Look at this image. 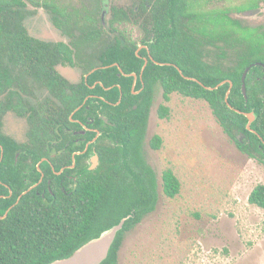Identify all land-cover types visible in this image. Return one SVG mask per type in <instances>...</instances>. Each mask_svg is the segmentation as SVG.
<instances>
[{
	"label": "trees",
	"instance_id": "obj_1",
	"mask_svg": "<svg viewBox=\"0 0 264 264\" xmlns=\"http://www.w3.org/2000/svg\"><path fill=\"white\" fill-rule=\"evenodd\" d=\"M259 2L264 0H137L136 12L111 7L104 27L90 11L68 8L56 0H0V216L9 210L5 218H0V264H49L67 258L130 216L101 263L117 264L125 234L151 214L158 201L157 178L143 155L156 87L161 88L165 103L172 94L205 102L231 139L234 132L248 135L245 145L234 140L240 151L264 157V146L259 147L246 128L247 118L235 111H264L252 83L254 66L245 79L246 100L241 90L245 68L264 62V30L242 26L229 16L231 12L253 10ZM27 5L44 8L69 42H43L30 36L24 25L30 14ZM131 20L139 21L144 37L153 41L149 44L153 61L148 62L142 80L137 82V95L131 92L132 77L118 76L119 69L139 76L144 63L135 53L137 42L127 37L125 30L116 31V25ZM106 33L111 38L98 56L97 65L102 68L89 75L86 82L82 79L71 84L57 72V65L73 66L83 47L103 44ZM156 62L175 64L182 75L173 65ZM23 75L35 77L54 100L48 98L37 108L27 107L19 92L21 86L16 85ZM186 77L214 89L207 90ZM225 80L232 82L228 97L231 108L224 100L229 83L215 88ZM97 82L103 86L98 83L91 88ZM90 95L100 99L89 97L82 105ZM81 105L73 118L83 114L105 116L114 126L103 128V121L96 118L100 130L105 134L114 131L122 137V145L96 146L97 167L84 170L69 195L59 193L42 199L27 193L19 198L26 188L24 179H32L29 170L34 169L22 165L32 154L33 164L37 162L35 157L47 156L44 148L53 137L47 133L69 128V116ZM8 111L26 117L28 142L18 143L1 132V119ZM169 112L167 106H159L161 118H168ZM256 123L251 129L259 131ZM259 132L264 135V124ZM150 145L158 150L162 139L155 135ZM77 159L78 167L81 158ZM161 189L168 199L180 193V180L171 168L162 171ZM248 202L264 210V184L253 188Z\"/></svg>",
	"mask_w": 264,
	"mask_h": 264
},
{
	"label": "rangeland",
	"instance_id": "obj_2",
	"mask_svg": "<svg viewBox=\"0 0 264 264\" xmlns=\"http://www.w3.org/2000/svg\"><path fill=\"white\" fill-rule=\"evenodd\" d=\"M56 1L90 11L102 26L108 24L110 7L132 10L137 2L108 0L104 9L100 0ZM260 7V14L248 10L229 16L242 26L264 30V6ZM28 8L35 10L24 20L30 36L46 42H69L45 10ZM127 29L138 41L139 28L130 25ZM104 37L103 44L82 49L75 66L57 65V72L68 82L79 83L88 66L99 63L98 56L111 38L107 33ZM20 81L30 104L45 103L48 92L41 84L30 76H22ZM161 104L169 108L168 118L159 116ZM27 131L26 120L14 113L3 118L6 136L26 142ZM155 135L162 139L158 150L150 145ZM143 155L158 180V201L155 210L125 234L117 264H264V210L248 202L253 188L264 184L263 160L240 151L205 102L172 94L165 103L157 87ZM167 168L181 183L174 199L165 197L161 189V174Z\"/></svg>",
	"mask_w": 264,
	"mask_h": 264
},
{
	"label": "flooded vegetation",
	"instance_id": "obj_3",
	"mask_svg": "<svg viewBox=\"0 0 264 264\" xmlns=\"http://www.w3.org/2000/svg\"><path fill=\"white\" fill-rule=\"evenodd\" d=\"M107 1L108 0H100V5H103L102 7L104 9L106 7H108ZM258 5L259 6L257 8H255L253 10H249V11L254 12L253 15L260 14V11L262 8V7H260V5L264 6V3L259 2ZM28 6L29 5H27V9L30 10V13L35 11V10H31L30 8H28ZM137 7L138 6H137V2H136V5L133 7L132 11L136 12ZM39 8H34V9H39ZM42 9L44 10V8H42ZM110 9H111V7H110ZM126 11H130V10L126 9ZM29 15H27V17ZM104 15L105 14L102 13L101 17H103ZM27 17H25V19ZM138 22L139 21H137V20H131V22L116 25V28H117L116 31L121 32V31L125 30L126 31L125 34L127 35V37H129L133 41L137 42V50L135 53L137 54V56L139 58H141L143 60L144 63L146 62V65H147L149 61H151V62L153 61L152 56L150 55V50H149V44H152L153 41L151 38L147 39V37H144L143 31L139 28ZM130 25H133V26H136L139 28L140 38L138 39V41L135 40V38H133L134 35L131 33V29H129V30L127 29V27ZM103 26H106L105 23ZM113 35L117 36L119 34H117L116 32H113ZM35 39H37V38H35ZM38 40H40V39H38ZM40 41H43V40H40ZM43 42H46V41H43ZM82 49L84 50L85 47H83ZM141 51H144L143 55L139 54V52H141ZM261 54L264 55V52ZM79 55H80V53H79ZM75 60H76V58H75ZM144 63H143V65H144ZM97 64H92V65L88 66L87 70L85 71L84 75L81 78V81H82V79H84L86 82L89 75L94 73L96 70L102 68V67H98ZM156 64L167 65V66H169V65L176 66L175 64H170V63H158V62H156ZM75 65H76V61H75V64L73 66H75ZM113 65L116 66L115 64H113ZM67 66H70V65H67ZM73 66H71V67H73ZM252 66H254V68H255V71H253L254 74H253V82H252L257 89L255 95L258 99L259 104L264 105V89H263L264 88V62H260V61L255 62L253 65L248 66V67H250V69H249L247 75L252 70L251 69ZM117 67H118V65H117ZM248 67H246V68H248ZM246 68H245V70H246ZM175 69H177V68H175ZM119 71H120V73L118 74L119 77L122 75L126 76L125 74H127V73L122 72L121 69H119ZM244 71H243V73H244ZM243 73H242V76H243ZM129 74H132V73H129ZM247 75H246V77H247ZM23 76H29V75H23ZM85 76H87L86 79H85ZM242 76H241V84H242ZM20 77H22V76H20ZM20 77H19V84H16V85L21 86V91H19V92H20V95L23 99L24 104L27 107L37 108L39 106V104L37 106H34L27 101V99L25 97V93H24L25 90H24L22 82L20 81ZM30 77H32L36 82L41 84L35 77H33V76H30ZM126 77H132V80H133L132 86H131L132 94L133 95L139 94L140 90H136V87H137L138 80L139 81L142 80L141 79L142 75L140 77V74H139V76H137V78L135 80H134L133 76H126ZM98 83L99 82H97L94 85L96 86ZM71 84H73V83H71ZM94 85L91 88H94ZM99 85L103 86L101 83H99ZM262 86H263V88H262ZM43 88L48 92L49 100L53 99L51 94L49 93V91L45 87H43ZM118 88L120 89V86H118ZM96 97H98V96H96V95L88 96L83 101L82 105H84L86 103L88 98L94 99ZM98 98L100 99V97H98ZM55 102H56V100H55ZM116 104H118V102ZM82 105L79 106L69 116V118H68L69 122H70L69 128L63 129V130H56V131L53 130V131H50L47 133L48 135H51L54 137V138L52 137L51 139H49L47 141V147L44 148L47 156L41 157V158L34 156L36 158L37 162L35 164H33V161H32L33 154H32V158L28 159V163L22 165V166H26V167L27 166L28 167L33 166L34 169L29 170V175L32 176V179H29V178L24 179V184L26 185V188L24 191L21 192V195L19 196V198L23 195H26L27 193H30L31 196L34 195V196L42 198V199L53 198L56 195H58L59 193L69 195L74 190L75 185L79 181V177L82 175L81 173L84 172V170H86V169L90 170V166L93 165L91 158L94 155H97L95 153L96 146L106 145V146L115 147L116 145H120V146L122 145V140H123L122 137L121 136L118 137L114 131H112V132L107 131V134H105L103 131L100 130L96 118H99L101 121H103V123H104L102 125L103 128H106L109 126H114V124L110 123L105 116H102L100 114L97 116H86L85 114H83L81 116H77L76 118H73L75 113L79 112ZM9 112H12V111L6 112L3 115L1 122H3V118ZM12 113H14L16 116L26 120V122L28 124V131H29L30 127H29V123H28L26 117L17 115L15 112H12ZM255 113H256L255 121L257 122L256 124H257L258 130L261 131L262 125L264 124V111L262 109L258 108L257 112H255ZM250 128H251V126H250ZM28 131H27V133H28ZM248 131L256 137V141L258 142L259 147L264 146V135H262L259 131L255 130V129H251ZM1 132H2V125H1ZM236 133L238 134V132H236ZM113 134H115L117 137H114ZM241 134H243L244 137L242 138V142H239V143H241L242 145L249 143L248 135L243 133V132H241V133L239 132V135H241ZM233 136H234V133H233ZM12 139H14V138H12ZM234 140H236L235 137H234ZM234 140H233V142L236 145ZM15 141L18 142L17 140H15ZM26 142H28V137H27ZM18 143H25V142H18ZM59 145H62V149H57V147H59ZM262 152L264 154V150ZM253 154H254V156H259L256 153H253ZM77 158H81V159H79L78 167H77V161H78ZM260 158H262L263 163H264V157L260 156ZM1 159L2 158L0 157V161H1ZM42 164H45L44 170L41 168ZM94 169H92V170H94ZM158 186L159 185H158V180H157V193H158ZM11 194H12V192L10 191V195Z\"/></svg>",
	"mask_w": 264,
	"mask_h": 264
},
{
	"label": "water",
	"instance_id": "obj_4",
	"mask_svg": "<svg viewBox=\"0 0 264 264\" xmlns=\"http://www.w3.org/2000/svg\"><path fill=\"white\" fill-rule=\"evenodd\" d=\"M115 65L117 66V64H115ZM145 66H146V62L142 66V69L140 72V77L143 73ZM174 67L177 68V70L182 75V72L180 71V69L176 66H174ZM249 69H250V67L246 68V70L244 71L243 76H242L241 90H242V94H243L245 100H246L245 78H246V75H247ZM125 75L126 76H133L134 80L137 78V75L135 73L125 74ZM86 78H87V76H85V79ZM186 79L199 83L201 86H203L207 90H213L214 89L212 87L204 86L202 83H200L195 78L186 77ZM227 82L229 83V88L226 91L224 100H225V103L227 104V106L230 107V105L228 103V97L230 94V89L232 87V82L230 80L222 81L215 88H218ZM94 87H95V85H94ZM235 111L237 113L243 114L247 118L246 128L248 130H251L250 126L256 119L255 110L252 108L249 112H241L239 110H235ZM234 137L238 142H242V138L244 136H243V134L239 135V133L237 134L236 132H234ZM1 158H2V151H1ZM91 161H92L93 165L90 166V170L96 168L98 165L97 155H94L91 158ZM18 201H19V198L17 199L16 203ZM8 211L4 214V216H0V218H5ZM129 217L130 216H126L125 218H122L118 224H116V225L112 226L111 228L101 232L98 237L93 238V239L89 240L88 242L84 243L81 247H79L77 250H75L69 257L53 261L49 264H101L104 260L107 259L109 252H110V249H111V247H112V245H113V243L117 237L118 232L120 230H122L125 221Z\"/></svg>",
	"mask_w": 264,
	"mask_h": 264
}]
</instances>
